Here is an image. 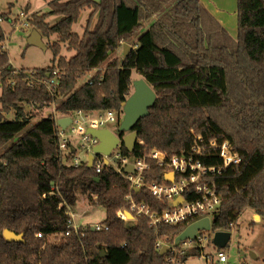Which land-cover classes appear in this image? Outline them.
Here are the masks:
<instances>
[{"label":"trees","instance_id":"obj_1","mask_svg":"<svg viewBox=\"0 0 264 264\" xmlns=\"http://www.w3.org/2000/svg\"><path fill=\"white\" fill-rule=\"evenodd\" d=\"M44 1L50 12L34 14L28 22L42 38L58 37V43L47 47L54 53L51 66L13 68L0 24V264H164L155 247L157 237H177L186 224L161 226L158 236L145 218L128 225L117 212L129 209V181L108 167L98 174L86 164L64 165L58 156L55 117L30 127L33 107L39 110L61 98L56 109L61 116L122 112L132 94L133 70L152 87L157 100L134 128L145 146L130 152L123 144L124 154L140 156L159 149L181 156L189 154L196 135L206 141L229 140L243 162L235 173L213 177L223 198L213 228L231 231L230 224L247 210L264 219V0H238L237 39L200 0ZM86 9L92 12L81 37L73 26ZM51 17L59 21L51 24ZM146 24L147 31L129 55L99 71ZM64 43L74 52L71 58L61 55ZM56 70V97L28 80L31 71L37 79H50ZM94 70L99 72L91 82L79 87ZM12 110L16 118L6 119L4 114ZM211 164L219 165L220 160L214 158ZM155 178L162 181L156 166L148 181ZM79 192L106 210L103 224L109 230L66 236ZM135 196L155 202L145 189ZM5 229L24 234V241H6Z\"/></svg>","mask_w":264,"mask_h":264},{"label":"built area","instance_id":"obj_2","mask_svg":"<svg viewBox=\"0 0 264 264\" xmlns=\"http://www.w3.org/2000/svg\"><path fill=\"white\" fill-rule=\"evenodd\" d=\"M21 15L25 17V15ZM24 20L25 23L19 25L16 19L0 17V24L7 22L12 24L14 29L22 30L28 26V21ZM6 37L8 39L7 34ZM29 74L28 80L31 84L33 82L42 84L53 97L57 96L59 71H54L53 77L50 79H37L35 71H31ZM64 118L72 119L66 129H62L58 125L57 119L58 156L64 165L72 167L88 165L90 157L93 156V168L98 174L108 167L129 181L130 192L126 196L129 209H120L117 212L120 219L132 222L145 218L148 220L149 226L156 230L157 236L161 226L186 224V229L204 219L210 220L211 230H200L195 239L177 241L185 229L174 238L158 236L155 243L156 249L160 252L167 247V252L163 256L164 264H187L190 257L203 258L207 264L229 263V256L224 249H219L213 242L217 232L232 233L235 228V223L230 224L231 231H218L213 228L214 218L220 212L223 203L222 195L213 181V177L222 175L225 171L235 173L243 162L241 154L229 140L206 141L203 136L196 135L194 144L187 155L171 156L162 150L152 149L145 150L140 156H129L123 152V138L115 134L120 138L121 143L108 156L96 153L95 149L100 144V140L88 131L89 129L104 130L111 123H118L120 126L124 118L123 110L119 113L113 110L78 111ZM136 146L142 147L145 146V143L138 138ZM214 158L220 160L219 165L211 164V160ZM128 166L133 167V173L126 171ZM154 166L162 170V181H158L156 178L148 181ZM144 189L154 199V204L138 201L135 195ZM180 198L183 199V202L178 203ZM69 214L71 221L66 236L78 233L80 230L83 232L89 229H94V231L109 230V227L103 223L81 227L76 224L75 215L71 212ZM128 214H131L132 218H129ZM38 236L41 237V235Z\"/></svg>","mask_w":264,"mask_h":264},{"label":"rangeland","instance_id":"obj_3","mask_svg":"<svg viewBox=\"0 0 264 264\" xmlns=\"http://www.w3.org/2000/svg\"><path fill=\"white\" fill-rule=\"evenodd\" d=\"M50 12V7L48 3L44 0H0V16L3 14H8L11 19H17L19 25L28 21L34 14L41 15L43 13ZM92 10L86 9L82 12V15L77 23L73 26V32L78 33L81 37L83 36L85 29L88 24V19L91 15ZM25 17H22V15ZM59 21L57 17H51L48 22L55 24ZM97 22V17L94 18L92 22V27ZM11 25V26H10ZM28 26L25 29H14L12 24L7 22L2 23V28L8 35V41L6 43V49L9 53V58L11 65L17 71L33 70V69H43L52 65L54 58V53L50 48H40L38 46L29 43V38L33 30ZM149 25L146 24L144 29L135 37L132 41L127 43L131 47H134L137 43V39L143 35ZM36 30V29H35ZM45 44L52 46L58 43V37L53 36L51 38H43ZM62 51L61 55L66 58H71L74 52L68 50L67 43L60 44ZM124 58V46L120 47L117 53L111 56L110 60L101 66L99 71L107 68L111 61L116 59L122 60ZM94 70L87 74L83 79L80 80L79 87L86 84L91 80L98 72ZM133 82L140 80L142 77L136 70H133ZM132 92L134 88L132 86ZM2 94L1 82H0V97ZM62 98L57 102L52 103L48 107H43L42 109H34V116L30 119V127H33L41 119L47 118L49 116L55 117L56 119L64 118L57 113L56 109L58 105L62 102ZM2 105L0 103V109ZM6 119L14 120L16 118V111L12 110L10 113L4 114ZM119 124L111 123L106 129L110 130L112 133L120 135ZM23 135V134H22ZM21 136L16 138L14 141L10 142L6 149L11 147ZM4 149L0 150V155ZM95 199V198H94ZM70 212L75 215V222L81 227L89 224H101L106 217V210L94 203L87 195L80 193L78 194V202L74 208H70ZM254 212L247 210L245 211L235 223V228L232 231V240L228 246L224 249L225 253L229 256L228 264H264V219L261 222L256 221L253 216ZM136 220L132 222H127L128 225L136 224ZM251 253L257 255V260L251 257ZM187 264H207L205 259L198 257H190Z\"/></svg>","mask_w":264,"mask_h":264},{"label":"water","instance_id":"obj_4","mask_svg":"<svg viewBox=\"0 0 264 264\" xmlns=\"http://www.w3.org/2000/svg\"><path fill=\"white\" fill-rule=\"evenodd\" d=\"M29 43L43 49L47 48V45L45 44L42 38V35L37 30H33L29 38ZM132 49L133 47L128 44L124 45L125 58L129 55ZM133 88L134 91L123 105L124 118L119 128V133L125 134L122 143L130 152H133L135 150L138 141V133L134 131L136 124L142 118H145L149 115L150 107H152L157 100V94L144 78L134 81ZM71 122V118H61L58 120V125L62 129H66L71 124ZM88 132L100 140V144L95 149L96 153L105 154L109 156L111 155L112 151L121 143L120 138L108 129H89ZM93 162L94 157L91 156L88 164L89 168H93ZM126 171L133 173V167L128 166L126 168ZM170 177H172V175H170ZM99 180V178H96L97 182H99ZM136 191L138 192V189ZM179 202H183V199L180 198L178 200V203ZM128 217L132 218V215L128 214ZM200 230H211L209 219H204L186 228L184 232L177 238V241L195 239L197 233ZM92 231H94V229H92ZM3 236L4 239L10 243H20L24 241V234H16L15 232L10 231L9 229L4 230ZM231 239V232H217L215 234L213 242L219 249H225L230 243ZM166 252L167 247L163 248V250L160 251V256H164ZM251 257L253 259H256V254L251 253Z\"/></svg>","mask_w":264,"mask_h":264},{"label":"crops","instance_id":"obj_5","mask_svg":"<svg viewBox=\"0 0 264 264\" xmlns=\"http://www.w3.org/2000/svg\"><path fill=\"white\" fill-rule=\"evenodd\" d=\"M204 7L219 21V23L237 39L238 37V0H200ZM253 218L261 222L259 215L254 214ZM257 260V255L256 259Z\"/></svg>","mask_w":264,"mask_h":264}]
</instances>
